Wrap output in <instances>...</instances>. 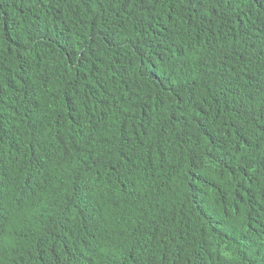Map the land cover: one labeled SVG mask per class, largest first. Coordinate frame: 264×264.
<instances>
[{"label":"trees","instance_id":"trees-1","mask_svg":"<svg viewBox=\"0 0 264 264\" xmlns=\"http://www.w3.org/2000/svg\"><path fill=\"white\" fill-rule=\"evenodd\" d=\"M0 264H264V0H0Z\"/></svg>","mask_w":264,"mask_h":264}]
</instances>
